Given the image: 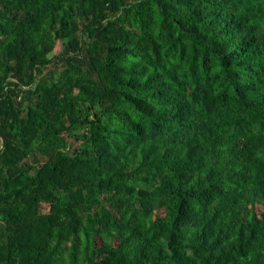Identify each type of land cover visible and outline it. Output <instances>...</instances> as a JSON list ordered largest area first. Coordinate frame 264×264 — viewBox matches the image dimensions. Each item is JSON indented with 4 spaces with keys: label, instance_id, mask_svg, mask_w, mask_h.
<instances>
[{
    "label": "trees",
    "instance_id": "16d2710c",
    "mask_svg": "<svg viewBox=\"0 0 264 264\" xmlns=\"http://www.w3.org/2000/svg\"><path fill=\"white\" fill-rule=\"evenodd\" d=\"M0 264H264V0H0Z\"/></svg>",
    "mask_w": 264,
    "mask_h": 264
},
{
    "label": "rangeland",
    "instance_id": "374dc122",
    "mask_svg": "<svg viewBox=\"0 0 264 264\" xmlns=\"http://www.w3.org/2000/svg\"><path fill=\"white\" fill-rule=\"evenodd\" d=\"M29 158H30V159H32V158H33V156H31V155H30V156H29Z\"/></svg>",
    "mask_w": 264,
    "mask_h": 264
}]
</instances>
